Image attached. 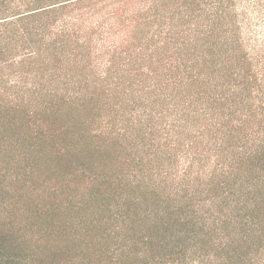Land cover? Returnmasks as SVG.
Here are the masks:
<instances>
[{
	"label": "trees",
	"instance_id": "obj_1",
	"mask_svg": "<svg viewBox=\"0 0 264 264\" xmlns=\"http://www.w3.org/2000/svg\"><path fill=\"white\" fill-rule=\"evenodd\" d=\"M264 0H0V264H264Z\"/></svg>",
	"mask_w": 264,
	"mask_h": 264
},
{
	"label": "rangeland",
	"instance_id": "obj_2",
	"mask_svg": "<svg viewBox=\"0 0 264 264\" xmlns=\"http://www.w3.org/2000/svg\"><path fill=\"white\" fill-rule=\"evenodd\" d=\"M253 15H250L251 18V29L254 31L253 37L254 39L258 41H263L264 40V21L262 18L258 19H253Z\"/></svg>",
	"mask_w": 264,
	"mask_h": 264
}]
</instances>
